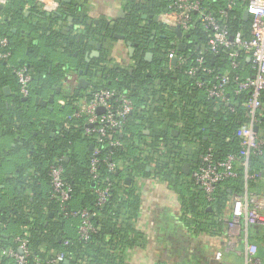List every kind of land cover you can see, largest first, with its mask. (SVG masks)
Masks as SVG:
<instances>
[{"label":"trees","instance_id":"16d2710c","mask_svg":"<svg viewBox=\"0 0 264 264\" xmlns=\"http://www.w3.org/2000/svg\"><path fill=\"white\" fill-rule=\"evenodd\" d=\"M244 2L238 0L236 7L224 19L222 26L230 37L238 33L244 38L249 37L250 22L242 20ZM200 3L206 11L217 16L218 11L225 8L226 0H200ZM171 4L172 0H130L126 3L124 18L112 25L103 24L98 31L91 29L72 3L61 6L60 17L54 19L40 13L41 18L50 25L71 17L74 26L84 28V33L78 36H73L71 32L43 33L45 41L53 48L52 52L65 50L67 56L77 59L79 69L85 66L83 50H87L89 42L96 38L103 41L117 34L131 44V72L128 68L107 67L105 54L94 59L90 65L95 68L103 64L96 71L100 82L93 88L112 90L115 98L125 94L133 107L121 131L111 134L113 139L123 144L120 148L109 147L107 138L99 140L83 135V121L72 117L75 97L67 98L65 107L69 113L66 112L63 118H56L59 124L50 123L36 137L30 135L28 141L33 148V158L27 166L32 171L28 180H41L49 191L28 201L22 191L15 190L13 201L16 206L11 209L0 202V251L8 247L16 250L14 239L28 229L27 240L31 251L29 264H32L33 258L46 259L50 252L61 253L67 264H127L125 250L140 245L142 238L134 227L140 198L135 180L151 176L176 189L185 184L187 188L198 190L193 186L190 173H182L184 164H188L192 170L198 165L199 157L208 151L216 161L239 151L240 141L236 132L249 123L246 103L250 93L236 95L233 82L235 78L252 77L251 64L245 55L231 57V49L219 47L216 53H212L207 47L211 32L204 31L199 20L195 29L187 34L188 38L186 35L182 37L185 48L177 55L185 58V63L172 65L168 54L170 51L177 52L176 47L171 46L175 35L153 21V17L171 11ZM24 6L22 0H10L6 7L0 9V36L9 40L8 51L11 56L20 44L17 39ZM159 34L164 35V38H160ZM200 52L203 64L197 67L195 60L199 58ZM146 53L152 54L151 62L144 60ZM56 62L58 65H55ZM56 62L50 54L38 58L29 55L19 63L0 61V97L3 96V87H9L12 91L9 99L14 107L8 109L0 101L1 128L8 130L12 122H17L27 130L31 123L27 111L31 100L22 101L13 69H28L33 84L29 99L35 96L55 97L60 79L69 70L65 64ZM233 63H237L236 68L231 67ZM203 67L211 73L202 72ZM191 68H195L193 76L187 74ZM223 74H227L229 79L225 94L227 106L206 95V87L216 84L214 78ZM197 82L203 83L205 87L198 88ZM259 100L261 107L256 115V127L258 135L264 139V90L260 91ZM55 126L62 127L60 133H55ZM137 140L143 143L147 140L145 148L135 147L133 143ZM92 148L99 149L96 180L92 179L89 166ZM262 151L261 155L248 159L247 172L254 179L246 180L243 167L236 165L237 177L220 184L215 193V202H204L199 211L191 203L186 204L187 214L194 218H190L192 223L199 224L195 219L198 217L211 218L210 221H213V214L219 217L231 197L242 196L247 188L264 179V146ZM58 160L63 167L64 182L72 190L67 208L86 209L95 213L91 219L95 232L87 242L78 239V220L65 216L59 206L49 199V169ZM109 162L120 163L121 169L108 174L106 163ZM106 187L109 197L101 207H97L94 192ZM206 206H210V212ZM220 225V221H215L212 226L218 228ZM11 229L17 232L9 234ZM4 231L6 233L3 235ZM6 261V258H0V264Z\"/></svg>","mask_w":264,"mask_h":264},{"label":"crops","instance_id":"0c3cea01","mask_svg":"<svg viewBox=\"0 0 264 264\" xmlns=\"http://www.w3.org/2000/svg\"><path fill=\"white\" fill-rule=\"evenodd\" d=\"M22 1L25 6L21 13L19 38H15H18L17 42L20 44L15 48L8 63H19L26 60L29 55L38 58L41 55L50 54L53 61L65 64L72 71H65L60 79L58 94L53 96L54 103L47 105L51 110L47 107L35 106L33 98L31 99L27 111L28 120L32 124H29L27 130L25 127L21 128L17 122L11 123V120H9L11 127L8 130L0 127V202L9 209L16 206V202L13 201L15 190L22 191L23 197H26L28 201H33L37 197L39 198L38 194L45 195L49 191V188L41 180H28L32 171L27 166L33 158V148L28 139L30 135L36 137L42 128L50 123H57L56 118H63L66 113L64 111L68 110L65 107L67 98L78 99L84 92L82 89L76 88V81L79 78L77 72L81 70L78 68L77 59L67 56L63 49L52 52L53 48L47 44L44 38V34L46 35L49 31L59 34L71 32L73 36H78L84 33V28L74 26L67 20H58L50 25L41 18L40 13L45 16L46 13L41 11L39 0ZM61 1L58 0L60 4ZM128 1L130 0H71L70 3L77 7L78 14L85 17L91 29L98 31L101 25H112L116 20L124 18ZM59 12L60 10L49 15H58ZM120 12L123 14L121 18L119 17ZM155 23L160 25L159 21ZM14 32L15 30H13ZM158 36L164 38L162 34ZM93 41L102 45L100 54H105L107 67L128 69L132 67V55L130 56L127 42L112 36L103 41L99 38ZM181 42L182 39L179 40L175 36L174 43ZM88 46V53L95 50L94 47ZM247 61L249 62L248 59ZM55 65L58 63L56 62ZM73 70L76 72L73 73ZM83 78L85 79L86 75ZM4 88L9 89L7 96L4 93ZM64 92H69V96H65ZM2 93L1 103L8 109H13L9 99L12 95L10 88L3 87ZM40 98L44 101L48 99L47 96ZM61 128L55 126V133H60ZM65 129L68 130L67 127ZM190 169L189 166V173ZM135 185L140 198L139 212L134 227L141 233L142 238L140 245L125 250L127 264H244V240L246 237L250 243L256 245L260 264H264L263 225L249 227L245 231L243 221H241L237 235L230 237L226 225L220 221L230 217L232 199L237 195L231 197L219 217L213 214L215 218L212 220L221 223L218 228H213L212 225L215 221H210L211 218H195L199 222V224H195L192 223L190 219L192 217L186 212V204L191 203V206L196 207L199 211L201 205L204 202L207 203L199 189L187 188L185 184L184 187L176 189L167 182L151 176L137 178ZM245 192L248 197L257 202L258 210L264 214V179L255 182L253 187L247 188ZM245 192L242 197L245 196ZM206 210L210 212V206H206ZM14 232L17 231L9 230V234ZM5 233L6 231L2 234ZM217 252L222 255L220 261L215 259ZM3 264H13V262L7 259Z\"/></svg>","mask_w":264,"mask_h":264},{"label":"built area","instance_id":"2783aa9c","mask_svg":"<svg viewBox=\"0 0 264 264\" xmlns=\"http://www.w3.org/2000/svg\"><path fill=\"white\" fill-rule=\"evenodd\" d=\"M10 0H0V9L7 6ZM238 0H226L225 8L218 11V15L214 16L211 12L206 11L201 5L200 0H172L171 11L157 15L159 24L167 29L178 27L183 36L195 29L196 24L201 20V26L204 31L211 32L210 39L207 42V47L212 53H216L219 47L232 50L231 57L237 58L240 55H245L251 64L253 71L252 77L235 78L234 93L249 92L250 97L246 103L247 112L246 118L249 123L240 128L236 132V137L239 139V151L236 154H230L221 161L213 159L208 151L199 157L198 165L190 171V177L193 186L199 189L205 198V201L210 204L215 202V193L220 184L226 180L237 177L236 165L243 167L245 179H254V176L248 175V159L251 156L262 154L264 139L253 131L256 126V115L261 107L259 100L260 91L264 90V0H245L244 10L249 15V37L244 38L240 33L236 34L230 40L227 30L222 26L227 13L236 7ZM39 7L46 14L57 13L60 10L58 0H39ZM195 17H192V16ZM9 49V40L0 36V61L8 63L11 58ZM200 52L199 58L195 60L196 66L201 67L203 64ZM176 59V63L184 64L186 59L179 57L177 52L170 51L168 59L171 61ZM232 68L237 67V63H233ZM202 72L210 74L211 71L202 68ZM195 68L188 70L187 74L193 76ZM19 95L22 98H28L32 86V78L26 67L13 69ZM216 84L211 87H206V95L209 99L215 100L225 106L228 102L225 100L226 86L229 82L227 74L220 77H215ZM90 83L97 84L93 80ZM93 84H89L88 88L80 94L75 102V108L72 117L83 121V135L88 138H96L99 140L107 138L108 146L111 148H120L123 146L121 142L112 138L113 133L120 132L123 127V122L126 117L132 112V102L125 94L117 96L112 90L105 88H93ZM198 88L205 87L203 83H196ZM61 104V103H60ZM98 109H102L98 113ZM147 140L134 141V146L145 148ZM90 159V172L92 179H98L96 174V165L98 163L97 156L99 155L98 148H92ZM58 160L49 169L50 180V196L49 199L56 203L61 212L79 222L77 228L78 239L82 242H87L95 228L91 219L95 213H91L86 209L69 210L67 203L71 198V187L64 182L63 167ZM107 173L112 174L117 169H121L120 163H106ZM108 187V186H107ZM96 189V206L101 207L109 197L108 188ZM257 202L245 196H234L228 219H221L226 225L227 233L230 237L237 235L243 221L245 231L249 227L263 225L264 214L258 210ZM29 230L22 231L20 236L14 239L17 249L4 248L0 251V258H6L13 264H29L31 251L28 247ZM46 259L33 258L32 264H61L64 261V256L59 253L50 252ZM221 253L215 254L216 261L221 260ZM244 264H260L257 256V247L253 243L244 240Z\"/></svg>","mask_w":264,"mask_h":264},{"label":"water","instance_id":"95a60500","mask_svg":"<svg viewBox=\"0 0 264 264\" xmlns=\"http://www.w3.org/2000/svg\"><path fill=\"white\" fill-rule=\"evenodd\" d=\"M70 2H71V0H62L61 1V4H60V7L61 6H64V5H68V4H70ZM46 16L47 17H51V18H56V17H60V14H58V15H49V14H46ZM119 17L121 18V17H123V14L120 12V14H119ZM242 20L243 21H245V22H247L248 20H249V15H248V13H247V11L246 10H244L243 11V13H242ZM67 21H69L70 23L72 22V18L71 17H68L67 18ZM153 21L154 22H157L158 21V17L157 16H155V17H153ZM76 29H77V27H75ZM169 31H171L176 37H177V39H182V37H183V34H182V32L180 31V29L178 28V27H176V28H171V29H169ZM152 34H154V32L152 33ZM113 38H115V39H119V40H124V37L123 36H121V35H117V34H114V35H111ZM186 38H188V35H186L185 36ZM79 38V37H78ZM230 40H232V37L230 38ZM89 45L90 46H92V47H94L95 48V50L94 51H91L90 53H87L86 55H85V63H86V66H85V68H83V69H81V70H79L77 73H78V76H79V78L77 79V89H82V90H85L87 87H88V85H89V82L88 81H86V79H84L83 78V76H85L86 75V73H87V71H88V69H89V63H90V61L92 60V59H96V58H98L99 56H100V51H101V47H102V45L100 44V43H96V42H94V41H91V42H89ZM127 46H128V48H129V53H130V56L132 55V53H133V47L131 46V44L130 43H127ZM171 46H175L176 47V50H177V53L178 52H180V51H182V50H184V48H185V45H184V43L183 42H181V43H174V42H172L171 43ZM152 54L151 53H146L145 55H144V60L146 61V62H151V60H152ZM171 64L172 65H174L175 63H176V59L175 58H173L171 61ZM68 69H69V71H72V69H70V67H67ZM129 71L131 72V69H129ZM76 71H74L73 70V73H75ZM9 89L8 88H4V93H5V95L7 96L8 94H9ZM64 94H65V96H69V92H64ZM75 95H77V92H75ZM31 99H29V98H22V101L23 102H27V101H30ZM32 101H33V104L35 105V106H40V107H47V105L48 104H53L54 103V98H53V95H50L49 97H48V99L46 100V101H44V100H42L40 97H38V96H35L33 99H32ZM49 110H51V108L50 107H47ZM102 111V109H98V113H100ZM253 131L255 132V133H257V127L255 126L254 127V129H253ZM52 136V135H51ZM182 173L183 174H185V175H188V173H189V165L188 164H184L183 166H182ZM128 180H126V182H127ZM68 262L67 261H64V264H67Z\"/></svg>","mask_w":264,"mask_h":264},{"label":"flooded vegetation","instance_id":"af4514ba","mask_svg":"<svg viewBox=\"0 0 264 264\" xmlns=\"http://www.w3.org/2000/svg\"><path fill=\"white\" fill-rule=\"evenodd\" d=\"M88 53V50H83V55H84V62H85V55ZM100 56H101V54H100ZM99 56V57H100ZM98 57V58H99ZM98 58H96V59H98ZM93 61V59L90 61V63H89V69H88V71H87V73H86V81H88L89 82V84H93V83H90V81H93V80H95V81H97V84L99 83L98 81L100 80L99 79V77L97 76V72L96 71H98L99 69H101L102 67H103V64H100L99 66H96L95 68L93 67V65H90L91 64V62ZM85 66H86V63H85ZM85 66H84V68H85ZM96 72V73H95ZM93 85H95V84H93ZM89 86V85H88ZM88 88V87H87ZM86 88V89H87ZM85 89V90H86Z\"/></svg>","mask_w":264,"mask_h":264},{"label":"rangeland","instance_id":"374dc122","mask_svg":"<svg viewBox=\"0 0 264 264\" xmlns=\"http://www.w3.org/2000/svg\"><path fill=\"white\" fill-rule=\"evenodd\" d=\"M64 112H68V110H65ZM42 113V112H41Z\"/></svg>","mask_w":264,"mask_h":264}]
</instances>
